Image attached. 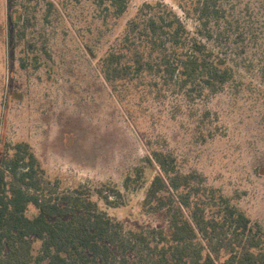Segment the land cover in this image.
<instances>
[{"label":"rangeland","instance_id":"1","mask_svg":"<svg viewBox=\"0 0 264 264\" xmlns=\"http://www.w3.org/2000/svg\"><path fill=\"white\" fill-rule=\"evenodd\" d=\"M126 1L117 16L109 0H0V151L29 143L51 193L86 187L125 230L167 234L165 212L144 204L156 175L146 159L155 150L171 153L183 173H199L264 228L260 79L246 74L238 86L194 99L179 91H112L100 59L140 8L159 0ZM163 1L192 27L173 0ZM138 168L144 177L125 188ZM36 213L31 206L28 215ZM31 241L37 256L41 241Z\"/></svg>","mask_w":264,"mask_h":264},{"label":"trees","instance_id":"2","mask_svg":"<svg viewBox=\"0 0 264 264\" xmlns=\"http://www.w3.org/2000/svg\"><path fill=\"white\" fill-rule=\"evenodd\" d=\"M109 1L117 16L126 12V0ZM173 1L192 27L163 0L145 3L100 59V73L112 91H179L194 99L238 86L246 74L258 77V90L264 91V0ZM146 161L156 175L144 204L165 212L169 234L125 230L86 187L51 193L30 144H5L0 264H264L259 223L205 185L199 173H183L171 153L155 150ZM144 172L136 169L125 188ZM97 193L114 204L102 189ZM31 206L37 210L32 217ZM31 237L41 241L37 256Z\"/></svg>","mask_w":264,"mask_h":264}]
</instances>
